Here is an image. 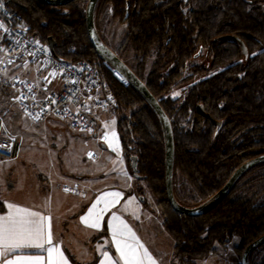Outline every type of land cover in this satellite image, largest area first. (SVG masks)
Instances as JSON below:
<instances>
[{
    "label": "trees",
    "instance_id": "1",
    "mask_svg": "<svg viewBox=\"0 0 264 264\" xmlns=\"http://www.w3.org/2000/svg\"><path fill=\"white\" fill-rule=\"evenodd\" d=\"M4 1L20 14L31 36L43 43L52 37L55 57L71 62H102L86 36V0H72L61 6L38 0ZM105 1L113 3L119 22L126 24L120 50L124 54L132 51L129 67L170 119L174 197L182 205H197L219 189L239 164L264 153V6L260 5L264 0ZM199 48L215 71L181 79L186 90L184 102L172 106L173 100L161 94L177 83L186 62L195 58ZM152 52L155 56L151 69L144 73ZM116 53L123 58L119 51ZM196 66L190 64L187 68L193 73ZM99 72L100 81L118 102L116 130L127 167L134 179L151 191L162 225L173 241V264H195L214 253L216 243L233 236L239 237L238 248L242 250L264 233V162L241 174L227 195L206 213L187 216L174 211L166 198L164 145L156 114L108 66L101 64ZM187 108L191 109L192 119L186 122V128L176 126V112L183 113ZM153 126L158 128L156 136L149 134ZM177 175L188 184L180 189L187 199L175 192ZM136 188L144 203L142 187ZM191 192L204 199H189ZM248 262L264 264V243L249 253Z\"/></svg>",
    "mask_w": 264,
    "mask_h": 264
},
{
    "label": "crops",
    "instance_id": "2",
    "mask_svg": "<svg viewBox=\"0 0 264 264\" xmlns=\"http://www.w3.org/2000/svg\"><path fill=\"white\" fill-rule=\"evenodd\" d=\"M11 61L13 62L11 64H9V61H5L3 73L6 76L8 73H11L30 81L33 85V94L37 98L44 96L49 91L59 90L64 84V79L60 75H53L50 69L39 61L32 60L27 56L18 57ZM0 91V109L6 113L4 116L5 123L17 139L15 147L17 148L16 157L19 159L21 156H38L39 159L36 160L39 163L37 170L48 177L54 161L50 162V151L46 148H38L34 143L26 144L28 138L25 137L27 133H24L23 130L27 129L28 126L26 127V125H29V123L17 114L18 109L14 100L10 97L12 94L10 89L3 87ZM102 91V83H100L93 94L85 95L79 104L73 106L75 110L81 108L87 114L92 115L89 116L94 118L96 130H99L98 132H94L93 135L95 137L100 135L104 124H107L110 119L116 120V117L96 113L93 109L94 97L102 93ZM39 122L41 124H36L39 130L37 132L32 130L29 134L32 139H37L36 137L43 135L41 133H49L46 131L48 130L46 128L48 119ZM21 129L23 130L21 131ZM100 149V157L102 159L108 158L107 154H109V151L106 145L100 143ZM42 156H47V161L45 158L41 160ZM1 172L2 166L0 165ZM111 177H114L113 173ZM36 183L30 185L15 183L12 187L7 188L4 178L0 177V206L2 207V210H0V224L3 223L2 218L15 213L17 208L49 217L44 226L45 238H47L50 232L52 244L48 245L45 243L44 249L29 248L17 250L16 253L9 254L6 257L7 259H14L15 255H37L42 257V264H62V259L66 260L67 264H112V262L119 260V253L112 240V230L109 227L110 222L113 224L118 223L111 220L113 213H115L132 229V232L135 233L136 241L143 245V248L138 249V251L142 253L144 250H147V253L155 260L156 264H171L169 261L171 248H168L165 243L167 234L161 227V224L158 223L156 217L153 219L152 216L154 215H147V212L144 211L145 208L141 204V200L135 195L125 196L118 182L104 184L102 179H94L88 185L89 191L87 195L73 199L66 197V202L65 200H61L65 199V197L59 195L61 191L57 192L56 186L51 185V183L47 185L45 184L46 182L40 181ZM85 186L88 188L86 183ZM117 191L121 192L122 196L115 206H109V209L103 214L100 228L94 229L89 227L88 225L95 218L88 215V210L92 204L101 196H104L105 201H110L112 197L105 194ZM130 199L131 204H129ZM64 202L63 209L66 208L67 210H64V214L62 215L63 210L60 207ZM9 204L13 205V207L9 208ZM103 207L104 203H101L98 205L97 211ZM18 215L22 216L24 213H19ZM82 217H88L87 224L82 220ZM95 237L96 239L93 240ZM48 247L55 249L51 260L46 251ZM0 250H3L2 244H0ZM105 251L108 252L111 260L104 256ZM3 261L4 258H0V264H3ZM119 264H123V261H119ZM145 264H149V262L145 260Z\"/></svg>",
    "mask_w": 264,
    "mask_h": 264
},
{
    "label": "rangeland",
    "instance_id": "3",
    "mask_svg": "<svg viewBox=\"0 0 264 264\" xmlns=\"http://www.w3.org/2000/svg\"><path fill=\"white\" fill-rule=\"evenodd\" d=\"M264 6V4H260ZM101 11V10H100ZM104 13L101 16L100 23L98 22V27L102 38H104L105 43L115 50V52L119 51V53L123 56V59L127 64L132 65V51L129 50L126 54L123 53V49L120 50L121 44L124 42L125 34H126V24L125 23H118L110 14V8L106 7L103 11ZM99 18V16H98ZM33 37V36H32ZM35 38V37H34ZM36 40L40 41L38 38ZM41 42V41H40ZM43 43V42H42ZM118 55V54H117ZM119 56V55H118ZM155 53H151L147 59L144 66V73H148L151 69L152 62L154 60ZM209 59L205 56V51H202V54L198 58L190 59L186 62L185 67L181 70V76L176 80L177 83L172 84L169 86L166 91L161 94V97L168 98L173 100L171 102L172 106L179 107L183 102L186 94V90L183 88L184 82L180 80L183 79L186 75L193 74L195 77L204 76L207 74H211L215 71V68L209 67L205 71H199V68H206L209 65ZM193 64L197 65V70L195 72H191L190 68L188 69L187 66ZM53 74V71L50 70ZM10 73L7 76L3 73L4 81H7V85H1V89L3 87H7L10 89L11 94L10 97L14 100V103L17 106L18 113L21 118L28 123L26 127L27 129H21L23 132L27 133L25 138L26 144H36L38 148H46L50 151V162L53 161L52 170L49 172L48 177L44 176L39 173L38 166L39 163L36 161L38 156H24L20 157L19 159L16 157V149L14 148L12 154L9 157L1 156L0 155V165L2 166V172L0 173V177L4 178V183L6 184L7 188L12 187L15 183L30 185L36 182H46L45 184H50L57 187V192L61 191L59 195L66 197L69 199L83 197L87 195L89 191V186L94 179H102L104 184H110L112 182H118L121 186V190L124 192L125 196L128 195H135L137 198V194L135 192L136 187L141 188V194L143 199L145 200L144 203L141 202L144 211L148 214H152L154 216L153 219L156 217L158 223L161 224V227L165 231L162 225V218L160 215V211L154 201L153 195L151 191L147 188L145 183L138 182L134 179L131 175L125 158L123 156L119 138L117 135L116 130V120L110 119L107 124H104L103 131L100 133L99 136L95 137L94 132H98L95 128L92 132L88 133H81L69 128L67 125L62 123L59 120L48 118V125L46 128L49 133H41L37 139H32L29 134L34 131H38L36 124H41V120H33L28 118L27 115L22 113L18 108L17 102V94L14 89L11 87V82L14 80L15 75ZM58 75V74H55ZM196 77V78H197ZM175 81V82H176ZM180 81V82H179ZM104 93V90L102 91ZM99 93L98 95L102 94ZM175 93H180L179 96H175ZM1 94V91H0ZM8 94H10L8 92ZM97 95V96H98ZM115 96V95H114ZM96 97V96H95ZM94 97V99H95ZM40 98V97H39ZM116 98V96H115ZM11 99V98H9ZM94 102V100H93ZM117 107L118 102L116 99V104L109 106V107H97L93 103V109L96 113L104 114L106 116H113L117 118ZM175 110V108H174ZM182 111V110H181ZM176 112V111H175ZM179 112V111H178ZM176 112L174 122L177 124L176 126L181 128H186V122L192 119L191 109L187 108L185 112ZM0 115L4 118L6 113L0 109ZM91 115V114H87ZM92 116V115H91ZM111 118V117H110ZM93 121L94 118L92 117ZM5 121V120H4ZM95 123V121H94ZM6 124V123H5ZM7 127V124H6ZM7 130L12 133L8 127ZM42 130V129H41ZM44 131V130H43ZM149 134L156 136L158 134V128L153 126V129L149 130ZM155 134V135H154ZM15 136V135H14ZM16 137V136H15ZM107 137V139H105ZM96 138V139H95ZM100 143L105 144L109 154H107L108 158L102 159L101 152H100ZM17 144V139H16ZM16 147V146H15ZM115 149V151H113ZM91 153L92 155H89ZM47 161V156H42L41 160ZM113 173L114 177H111ZM231 174V173H230ZM39 176V177H38ZM229 177V176H228ZM226 177V179L228 178ZM246 177L245 179H247ZM225 179V181H226ZM224 181V182H225ZM85 183L88 188H86ZM37 184V183H36ZM187 184L184 181V178L177 175L174 180V189L177 194H179L181 199H187L183 194H181L180 189L182 186ZM190 187V186H189ZM65 189H68L65 191ZM197 195L195 196L194 192H191L189 199H204ZM139 199V198H138ZM200 202V200H197ZM65 202L62 203L63 205L60 207L62 208V215L64 214L63 206ZM166 232V231H165ZM167 234V239L165 243L167 244L168 248L172 250L173 241L169 234ZM164 242V241H163ZM239 237L233 236L229 241L216 243L215 244V252L209 254L205 258L196 260L195 264H239L240 254L242 250L239 247ZM260 251V249H259ZM171 256V251L169 255V259ZM170 261V260H169ZM171 264L173 262L170 261Z\"/></svg>",
    "mask_w": 264,
    "mask_h": 264
},
{
    "label": "built area",
    "instance_id": "4",
    "mask_svg": "<svg viewBox=\"0 0 264 264\" xmlns=\"http://www.w3.org/2000/svg\"><path fill=\"white\" fill-rule=\"evenodd\" d=\"M0 25H3V28L7 30V35L3 30H0V90L1 85H7V81L5 82L3 78L5 61L22 56L39 61L55 74L60 75L64 79V84L59 90L49 91L44 96L37 98L33 94V85L30 81L15 77L10 83L11 87L17 97H24L17 99L20 111L28 118L38 117L33 120L53 118L75 131L92 132L95 128L93 119L81 108L75 110L73 106L79 104L85 95L93 94L99 87L102 83L99 67L101 64H106L86 59L71 62L55 57L46 43L36 40L28 33L20 14L9 7L4 0L3 7L0 8ZM16 41L19 43L17 44ZM32 53L35 55L33 56ZM111 72L113 73V70ZM16 80L21 82L15 83ZM14 83L15 87H13ZM29 87L32 89L31 92L28 91ZM102 89L104 93L95 97L94 104L97 107L115 105L116 98L105 83H102ZM52 100H55L56 103L53 104ZM0 145H4L0 147V155L5 157H9L16 146V137L7 130L1 115Z\"/></svg>",
    "mask_w": 264,
    "mask_h": 264
},
{
    "label": "water",
    "instance_id": "5",
    "mask_svg": "<svg viewBox=\"0 0 264 264\" xmlns=\"http://www.w3.org/2000/svg\"><path fill=\"white\" fill-rule=\"evenodd\" d=\"M39 2L51 5L61 6L65 5L72 0H38ZM97 0H87L85 6V28L86 36L90 42L93 50L99 56L104 64H106L113 72L119 74L122 78L123 84H130L144 99V101L151 107L156 114L159 121L163 145H164V184L166 190V198L170 207L180 213L187 216H197L206 213L215 207L229 192L235 181L243 174L247 169L254 166L257 163L264 162V153L252 156L241 164H239L229 175L226 181L217 189L211 196L194 206H185L179 203L174 197L173 184H172V170H173V158H174V143L171 122L162 106L158 102L157 98L151 93L143 80H141L137 74L129 67V65L121 59L117 53L112 50L98 34L94 25V8ZM240 46L243 48L241 41ZM46 44L51 52H53L55 41L51 36L46 39ZM201 111V107H198ZM264 243V233L260 234L252 241H250L242 250L240 254L239 264H249V253L260 244Z\"/></svg>",
    "mask_w": 264,
    "mask_h": 264
},
{
    "label": "snow or ice",
    "instance_id": "6",
    "mask_svg": "<svg viewBox=\"0 0 264 264\" xmlns=\"http://www.w3.org/2000/svg\"><path fill=\"white\" fill-rule=\"evenodd\" d=\"M2 7L3 0H0V8ZM0 30H3L7 35V30L3 28V25H0ZM24 30L26 31V29ZM16 43L18 44L19 42L16 41ZM32 55L34 56L35 54L32 53ZM11 63L13 62L10 60L9 64ZM19 82L21 81H15V83ZM15 83L13 84V87H15ZM73 83H75V81H73ZM28 91L31 92L32 89L29 87ZM179 95L180 93H175V96ZM21 98L24 97H16V99ZM89 99H91V97H89ZM51 102L53 104L56 103L55 100H52ZM33 119H38V117H33ZM12 139H14V137H12ZM105 139H107V137H105ZM3 146L4 145H0V147ZM113 151H115V149H113ZM89 155L92 154L89 153ZM67 190L68 189H65V191ZM105 195L111 196L112 199L110 201H105L104 196L98 197L96 202L93 203L88 210V215L95 217L93 222L88 225L91 228H100V221L103 214L109 209V206H115L119 202L122 193L117 191L106 193ZM101 203H104V207L97 211V207ZM129 204H131V199L129 200ZM12 207L13 205L9 204V208ZM19 213H24V215H18ZM2 219L3 223L0 224V244L3 245V250H0V258H4L3 264H42V257L37 255H15L14 259H7L6 257L9 254L16 253L17 250L29 248L44 249L45 243L51 245V233L49 232L47 238H45L44 227L45 222L49 220V217L40 216L38 213H30L25 209L17 208L15 213ZM82 220L86 224L88 223V217H82ZM111 220L118 222L116 224L110 222L109 227L112 230V240L119 253V260L112 262V264H119V261L121 260L123 261V264H145V260H147L149 264H156L155 260H153V258L147 253V250H144L142 253L138 251V249L143 248V245L136 241L135 233L132 232V229L120 218V216L113 213ZM46 251L51 260L52 253L55 249L53 247H48ZM104 256L111 260L107 251H105ZM62 264H67V261L62 259Z\"/></svg>",
    "mask_w": 264,
    "mask_h": 264
},
{
    "label": "flooded vegetation",
    "instance_id": "7",
    "mask_svg": "<svg viewBox=\"0 0 264 264\" xmlns=\"http://www.w3.org/2000/svg\"><path fill=\"white\" fill-rule=\"evenodd\" d=\"M86 2H87V0L85 1L84 12H85ZM68 3H69V2H68ZM106 7L110 8V14L112 13V14H111L112 19H114L116 22L120 23L119 20H118V18H117V16H116V14L114 13L115 10H114V5H113L112 2H111V1H105V0H97V3H96L95 8H94V15H93V18H94V25H95V28H96L98 34L100 35L101 39L104 41V43H105V40H104V38H102V36H101V34H100L99 27H98V22L100 23L101 16H102V14L104 13L103 11L105 10ZM100 10H101V11H100ZM98 16H99V18H98ZM84 23H85V15H84ZM85 30H86V28H85ZM111 49H112V48H111ZM112 50H113V49H112ZM201 50H202V49L199 48L198 53L196 54L195 58L200 57V55L202 54V51H201ZM114 51H115V50H114ZM208 65H209V64H208ZM208 68H209V66L206 67V68H202L201 70H202V71H205V70H207ZM200 112H202V109H201Z\"/></svg>",
    "mask_w": 264,
    "mask_h": 264
},
{
    "label": "bare ground",
    "instance_id": "8",
    "mask_svg": "<svg viewBox=\"0 0 264 264\" xmlns=\"http://www.w3.org/2000/svg\"><path fill=\"white\" fill-rule=\"evenodd\" d=\"M113 73H115V72H113ZM99 74H100V72H99ZM115 74L122 80V78H121V76L119 74H117V73H115Z\"/></svg>",
    "mask_w": 264,
    "mask_h": 264
}]
</instances>
